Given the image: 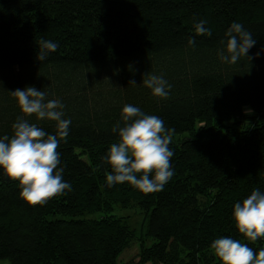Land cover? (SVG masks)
<instances>
[{"label":"trees","instance_id":"trees-1","mask_svg":"<svg viewBox=\"0 0 264 264\" xmlns=\"http://www.w3.org/2000/svg\"><path fill=\"white\" fill-rule=\"evenodd\" d=\"M201 20L211 36L196 34ZM232 22L256 39L250 61L218 55ZM41 39L58 48L38 61ZM148 75L168 81L167 99L144 86ZM28 86L65 105L71 124L57 151L72 190L31 206L0 169V259L118 264L135 234L127 217L109 213L114 205L143 211L153 239H140L121 264H222L210 245L225 236L264 247V238L243 237L232 215L253 190L264 192V0H0V137L11 138L23 115L10 92ZM125 104L174 130V175L162 191L107 186L104 158L119 141L112 128L123 125ZM25 118L56 134L55 122Z\"/></svg>","mask_w":264,"mask_h":264},{"label":"clouds","instance_id":"clouds-1","mask_svg":"<svg viewBox=\"0 0 264 264\" xmlns=\"http://www.w3.org/2000/svg\"><path fill=\"white\" fill-rule=\"evenodd\" d=\"M207 22L199 21L195 32L211 36L204 27ZM226 50L218 53L224 62L235 64L241 57L249 61V49L256 44L252 33L241 23L232 22L225 33ZM224 44V41H221ZM188 44L195 46V38L189 37ZM36 59L45 60L55 52L58 45L51 40L39 41ZM258 55V53H257ZM129 84L136 85L134 80ZM143 84L152 94L167 99L171 85L164 77L148 75ZM23 113L12 124L13 134L0 137V169L20 186V196L31 206H43L52 198L71 191L70 183L64 181V168L60 167V142L69 135L70 119H64L65 105L59 99H48V93L33 86L10 92ZM35 116L37 120L53 121L56 134H48L37 123L25 117ZM121 122L114 124L113 133H118V143H113L104 158L111 167L106 175L108 187L127 182L144 194L162 191L174 175L171 158L174 153L169 145L173 129H167L164 121L155 115L145 114L140 108L125 104ZM233 219L238 232L248 241L264 238V192L255 189L233 208ZM222 264H264V247L258 252L247 243L231 237L215 239L211 245Z\"/></svg>","mask_w":264,"mask_h":264},{"label":"rangeland","instance_id":"rangeland-1","mask_svg":"<svg viewBox=\"0 0 264 264\" xmlns=\"http://www.w3.org/2000/svg\"><path fill=\"white\" fill-rule=\"evenodd\" d=\"M243 112L247 114L248 116L252 117L250 119L251 123L255 122V118H253L254 114L250 110V108L244 107ZM198 124H201V123H198ZM182 137L181 135L176 136L177 139H180ZM109 213L116 215V216L127 217L128 224L130 228L133 229V232L135 234V237L130 243L129 247L125 248L117 257L118 264H121L122 262L129 260L131 257L135 256L138 253L140 239L143 240L145 245H150L153 242L152 237L144 234L147 229L148 219H147L146 214H144L143 211H141L139 208L137 207L122 208L120 206L114 205ZM100 214L102 213L97 212V213L87 215L86 217H98ZM0 264H8V262L6 260L0 259Z\"/></svg>","mask_w":264,"mask_h":264}]
</instances>
